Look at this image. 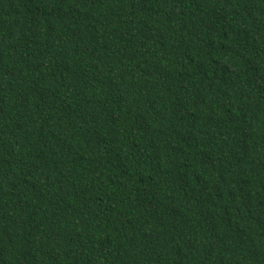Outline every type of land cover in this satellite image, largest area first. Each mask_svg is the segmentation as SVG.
<instances>
[{"label":"trees","instance_id":"trees-1","mask_svg":"<svg viewBox=\"0 0 264 264\" xmlns=\"http://www.w3.org/2000/svg\"><path fill=\"white\" fill-rule=\"evenodd\" d=\"M0 264H264V0H0Z\"/></svg>","mask_w":264,"mask_h":264}]
</instances>
